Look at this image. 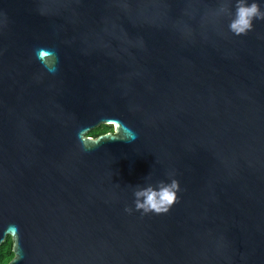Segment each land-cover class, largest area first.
Returning <instances> with one entry per match:
<instances>
[{
    "label": "water",
    "instance_id": "obj_1",
    "mask_svg": "<svg viewBox=\"0 0 264 264\" xmlns=\"http://www.w3.org/2000/svg\"><path fill=\"white\" fill-rule=\"evenodd\" d=\"M235 3L0 0L12 264H264V19L234 34ZM107 120L136 138L85 149L77 133ZM172 177L167 212L135 208Z\"/></svg>",
    "mask_w": 264,
    "mask_h": 264
},
{
    "label": "clouds",
    "instance_id": "obj_2",
    "mask_svg": "<svg viewBox=\"0 0 264 264\" xmlns=\"http://www.w3.org/2000/svg\"><path fill=\"white\" fill-rule=\"evenodd\" d=\"M261 4H264V0H259V4L256 0H236L234 12L228 24L229 30L236 35L246 33L253 27L254 19H264V9L260 7ZM37 58L41 60L47 71L55 72L57 57L53 51L38 50ZM77 137L85 149H92L102 140H134L136 133L119 121L107 120L99 127L81 129ZM179 191L180 184L174 177L170 180H160L156 184L138 187L134 192L135 208L142 210L143 213H165L177 201ZM126 210L131 211V209ZM3 232L5 239L2 242V251L5 255L0 257V264H12V261L18 258L17 227L9 224Z\"/></svg>",
    "mask_w": 264,
    "mask_h": 264
},
{
    "label": "trees",
    "instance_id": "obj_3",
    "mask_svg": "<svg viewBox=\"0 0 264 264\" xmlns=\"http://www.w3.org/2000/svg\"><path fill=\"white\" fill-rule=\"evenodd\" d=\"M3 255H5V253H3V251H2V243H1V245H0V257H2Z\"/></svg>",
    "mask_w": 264,
    "mask_h": 264
}]
</instances>
